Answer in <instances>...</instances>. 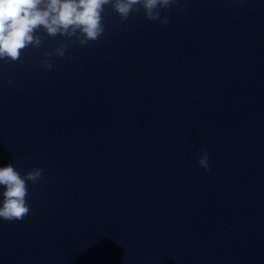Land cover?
<instances>
[{
    "label": "water",
    "instance_id": "95a60500",
    "mask_svg": "<svg viewBox=\"0 0 264 264\" xmlns=\"http://www.w3.org/2000/svg\"><path fill=\"white\" fill-rule=\"evenodd\" d=\"M102 15L0 60V167L43 169L0 264H264V0Z\"/></svg>",
    "mask_w": 264,
    "mask_h": 264
},
{
    "label": "clouds",
    "instance_id": "9594fccd",
    "mask_svg": "<svg viewBox=\"0 0 264 264\" xmlns=\"http://www.w3.org/2000/svg\"><path fill=\"white\" fill-rule=\"evenodd\" d=\"M179 3L180 0H0V60L15 62L29 46L41 47L43 38L36 33L42 28L47 36L59 35L69 41L57 47L55 53H45L43 66L51 70L53 64L49 57H65L70 43L87 46L89 42L101 39L105 32L102 15L105 6H110L122 21L143 10L145 19L166 26L169 19L162 18V11ZM202 152L198 163L210 171L209 155L206 150ZM42 174L43 169H33L22 177L12 163L0 167V186L5 189L0 218L9 222L22 221L29 215L27 185L38 182Z\"/></svg>",
    "mask_w": 264,
    "mask_h": 264
}]
</instances>
